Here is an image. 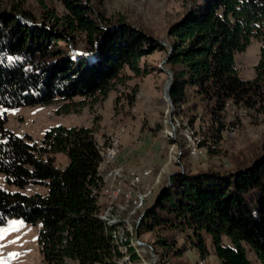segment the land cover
Instances as JSON below:
<instances>
[{
  "label": "trees",
  "instance_id": "obj_1",
  "mask_svg": "<svg viewBox=\"0 0 264 264\" xmlns=\"http://www.w3.org/2000/svg\"><path fill=\"white\" fill-rule=\"evenodd\" d=\"M103 1L61 0L65 13L47 8L45 22L38 23L25 4L5 8L0 0L1 106L105 99L122 82L125 70L140 73L142 58L165 50L124 17H108L93 6ZM169 34L166 64L173 75L170 98L176 107L187 102L192 91L212 104V120L223 129L217 118L229 102L247 109L264 102V0H191ZM252 39L262 43L260 61L255 78L245 80L235 56ZM78 110L66 107L64 113ZM259 110L264 113L263 107ZM6 124L0 114V174L20 189L35 184L48 191L27 196L0 188V226L12 217L40 225L44 264H119L125 256L138 258L130 231L103 217L106 180L94 129L54 127L38 144L16 136ZM61 153L69 159L64 169L56 166ZM262 156L234 173L173 176L136 231L153 235L155 252L168 260L186 252L179 236L191 234L202 254L209 236L221 264H253L247 248L264 264ZM224 237L232 247L223 243Z\"/></svg>",
  "mask_w": 264,
  "mask_h": 264
},
{
  "label": "rangeland",
  "instance_id": "obj_2",
  "mask_svg": "<svg viewBox=\"0 0 264 264\" xmlns=\"http://www.w3.org/2000/svg\"><path fill=\"white\" fill-rule=\"evenodd\" d=\"M4 1L5 8L13 3L25 4L36 15L38 23L45 22L47 8L60 15L65 13L61 0H44L45 4L41 0ZM190 3L191 0H104L102 5L93 4L108 17H124L133 29L156 40L165 50L142 58L140 73L125 70L122 82L116 83L105 99L75 98L68 102L58 99L49 105L8 109L0 105V114L7 118L6 128L38 144L47 130L54 127L94 129L96 142L103 152L101 172L106 180L103 217L111 225L119 224L123 230L130 231L133 255L138 257L134 260L125 256L119 264H221L209 236H206L207 251L203 254L194 247L191 234L179 236V245L185 246L186 252L168 260L155 252L154 236L141 230L139 234L136 226L173 176L224 175L263 158L264 113L259 109H264V102L252 109L229 102L217 118L224 126L219 129L220 122L212 120V104L192 91L188 101L179 107L166 97L172 74L166 64L172 43L169 31L184 18ZM261 47L259 40L252 39L244 52L236 54L241 78H255ZM66 107L79 110L65 114ZM121 157L124 159L120 160ZM68 163L66 154L56 156L58 168L64 169ZM0 188L27 196L45 195L48 191L44 185L30 184L24 189L9 185L4 174H0ZM39 230L40 225L9 218L0 226V262L44 264L38 244ZM223 243L233 246L227 237ZM247 250L252 263L261 264L256 254ZM67 263L78 264L72 260Z\"/></svg>",
  "mask_w": 264,
  "mask_h": 264
},
{
  "label": "water",
  "instance_id": "obj_3",
  "mask_svg": "<svg viewBox=\"0 0 264 264\" xmlns=\"http://www.w3.org/2000/svg\"><path fill=\"white\" fill-rule=\"evenodd\" d=\"M172 81H173V75L171 74V80L169 81L168 88H167V92H166V97H167L168 100H171V98H170V88H171V85H172ZM170 183H171V180L169 179L168 180V183H167V187H165L162 190V192H164V190L168 188V186L170 185Z\"/></svg>",
  "mask_w": 264,
  "mask_h": 264
},
{
  "label": "snow or ice",
  "instance_id": "obj_4",
  "mask_svg": "<svg viewBox=\"0 0 264 264\" xmlns=\"http://www.w3.org/2000/svg\"><path fill=\"white\" fill-rule=\"evenodd\" d=\"M0 238H2V235H0ZM13 255H15V254H13ZM0 264H2V262H0Z\"/></svg>",
  "mask_w": 264,
  "mask_h": 264
},
{
  "label": "built area",
  "instance_id": "obj_5",
  "mask_svg": "<svg viewBox=\"0 0 264 264\" xmlns=\"http://www.w3.org/2000/svg\"><path fill=\"white\" fill-rule=\"evenodd\" d=\"M102 140H106V139H102ZM106 141H110V140H106Z\"/></svg>",
  "mask_w": 264,
  "mask_h": 264
},
{
  "label": "crops",
  "instance_id": "obj_6",
  "mask_svg": "<svg viewBox=\"0 0 264 264\" xmlns=\"http://www.w3.org/2000/svg\"><path fill=\"white\" fill-rule=\"evenodd\" d=\"M123 159H124V157H123V158L121 157V159H120V160H123Z\"/></svg>",
  "mask_w": 264,
  "mask_h": 264
},
{
  "label": "bare ground",
  "instance_id": "obj_7",
  "mask_svg": "<svg viewBox=\"0 0 264 264\" xmlns=\"http://www.w3.org/2000/svg\"><path fill=\"white\" fill-rule=\"evenodd\" d=\"M113 152V151H112ZM163 192L161 191V194H162Z\"/></svg>",
  "mask_w": 264,
  "mask_h": 264
}]
</instances>
